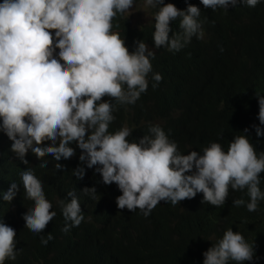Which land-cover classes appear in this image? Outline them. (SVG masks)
<instances>
[{"label": "clouds", "instance_id": "clouds-1", "mask_svg": "<svg viewBox=\"0 0 264 264\" xmlns=\"http://www.w3.org/2000/svg\"><path fill=\"white\" fill-rule=\"evenodd\" d=\"M142 2L149 10L159 6L153 20L154 48L178 52L193 36L203 38L197 18L205 16L206 9L227 11L238 4L255 7L261 0H199L204 8L195 3ZM133 3L0 0V132L11 141L10 151L26 168L0 183V196L11 203L25 193L34 202L22 217L34 234L43 232L56 212L51 211L43 190L47 172L36 174L26 166L27 158L34 165L47 158L41 168L52 164L64 170L57 175V183L65 172L76 181L86 180L88 174L100 175L104 185L115 184L120 191L115 200L118 209H139L145 218L163 201L175 206L197 193L203 195L201 203L220 207L230 189H246L249 212L256 211L258 201L264 199L259 187L264 153L258 156L245 135L235 137L226 152L221 144L211 143L202 154L190 151L184 155L159 126H151L150 135L138 142H129L132 130L127 126L108 131L116 108L129 107L147 91V76L155 68V49L141 40L127 41L112 23L118 13L128 14ZM177 19L182 34L169 37L170 25ZM152 79L155 88L162 76L154 73ZM256 98L257 119L264 125V96ZM255 133L264 135L260 127H255ZM71 157H75L73 162L63 168L61 158ZM82 193L94 199L97 194L95 187L84 188ZM67 197L68 202L58 201L66 222L61 229L64 233L84 220L75 192L69 191ZM232 204L240 207L245 201L236 199ZM15 236V230L0 220V264L16 259ZM52 239L49 233L40 242L46 246ZM202 255L203 264H243L253 259L254 246L228 229Z\"/></svg>", "mask_w": 264, "mask_h": 264}, {"label": "trees", "instance_id": "trees-1", "mask_svg": "<svg viewBox=\"0 0 264 264\" xmlns=\"http://www.w3.org/2000/svg\"><path fill=\"white\" fill-rule=\"evenodd\" d=\"M140 1L134 0L133 5ZM164 1L203 7L199 0ZM158 7L150 8L152 19L146 23H131L126 12L118 13L112 20L127 41L147 43L155 49L157 57L156 69L152 67L147 76V91L129 107L116 108L108 131L114 133L127 126L132 130L129 142H138L144 135H150L151 126H159L184 155L190 151L202 154L211 143L221 144L226 152L235 137L245 135L258 156L264 153V135L257 137L255 133V127L264 132V125L257 119L256 98L264 96V0L255 7L238 4L227 11L206 9L207 21L205 16L197 18L203 38L193 36L178 52L154 48L153 20ZM170 28L169 37L182 34L178 19ZM154 73L162 76L155 88ZM74 143L69 146L73 148ZM10 148L11 141L0 132V183L10 181L26 169ZM61 159L65 168L75 157ZM27 161L26 166L36 174L47 172L48 176L42 178L43 190L56 216L43 232L34 234L25 227L22 218L34 202L25 193L11 203L0 196V220L16 232L17 257L6 259L4 264H203L202 253L228 229L242 234L254 246L253 259L243 264H264V199L258 201L256 211L249 212L246 189H230L220 207L201 203L202 193L175 206L163 201L145 218L139 209L134 212L118 209L115 200L120 191L115 184L104 185L100 175L88 174L86 180L76 181L65 172L57 183V175L64 170L58 171L52 164L41 168L47 158L35 165L31 159ZM260 181L264 193V172ZM92 187L96 188L95 199L82 193L84 188ZM69 191L75 192L84 220L64 233L61 229L66 222L58 201L68 202ZM236 199H244L245 205L233 206ZM49 233L53 239L44 246L41 237L46 238Z\"/></svg>", "mask_w": 264, "mask_h": 264}, {"label": "rangeland", "instance_id": "rangeland-1", "mask_svg": "<svg viewBox=\"0 0 264 264\" xmlns=\"http://www.w3.org/2000/svg\"><path fill=\"white\" fill-rule=\"evenodd\" d=\"M128 14L134 21H148L151 19L149 14V8L144 7V2L134 5L129 9Z\"/></svg>", "mask_w": 264, "mask_h": 264}, {"label": "bare ground", "instance_id": "bare-ground-1", "mask_svg": "<svg viewBox=\"0 0 264 264\" xmlns=\"http://www.w3.org/2000/svg\"><path fill=\"white\" fill-rule=\"evenodd\" d=\"M242 34V33H241Z\"/></svg>", "mask_w": 264, "mask_h": 264}, {"label": "water", "instance_id": "water-1", "mask_svg": "<svg viewBox=\"0 0 264 264\" xmlns=\"http://www.w3.org/2000/svg\"><path fill=\"white\" fill-rule=\"evenodd\" d=\"M162 202V201H161Z\"/></svg>", "mask_w": 264, "mask_h": 264}]
</instances>
